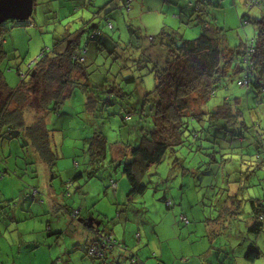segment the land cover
<instances>
[{"label":"rangeland","instance_id":"rangeland-1","mask_svg":"<svg viewBox=\"0 0 264 264\" xmlns=\"http://www.w3.org/2000/svg\"><path fill=\"white\" fill-rule=\"evenodd\" d=\"M125 1L94 0L88 6L91 0H35L31 18L11 19L3 23L10 31L0 51V71L9 88L17 89L23 80L28 82L24 76L42 52H51L56 40H68L71 36H76L78 31L83 32L79 37L78 50H85L86 53L88 51L84 54L88 64L83 81L89 85L75 83L70 95L68 91L62 107L58 111L52 110L47 117L50 148L53 154H56L52 158L55 159L52 167L38 161V153L32 145L27 146V138L19 137L0 143V201L3 206L0 213V264H104L103 260L95 261L87 255L88 241L94 236L91 232L97 229H100L102 237L111 233L114 239L119 241L115 243V247L110 245L113 250L109 254V261L114 258L119 262L117 264H186L183 257L189 258L187 252H184L183 244L188 238L183 236L180 240L177 235L187 234L190 237L188 231L196 228L203 232L206 219L216 217V213L212 211L215 210L212 205L215 202L213 193L216 188L212 191L209 185L214 180L218 181L215 184L219 187L216 193H220V189L224 187L222 181L232 179L234 166L227 163L218 171L212 167L208 172H212L213 176L205 175L208 169L206 164L210 158L194 147L178 152V163L175 162L174 155L168 154L161 164L146 169L142 181L148 185L147 192L143 196L134 197L133 200L128 199L131 187L123 174V166H118L114 161L113 150L116 147L124 148L128 142L136 140L138 119L134 116L131 121L124 120L117 105L105 106L101 101H97L95 104H101L100 107L94 103L91 106L92 98L94 96L99 100L98 94L102 95L101 92L106 91L112 82L121 84L122 78L129 75L122 69L124 59L133 54L139 56L141 53L140 50H123L129 41L126 30L128 23L142 30L144 49H153L150 53L158 54L159 59L166 54L165 48L160 46L159 41L158 44L150 42V37L156 36L162 30L161 28L156 32L157 20L165 22L171 29H179L187 40L200 36L205 25L197 22L196 17H187L183 21L175 20L180 13L190 16L193 10H196L195 0L193 8H190L187 0H168L171 4L165 0H145V10L140 5L144 0H134L129 12L123 7ZM209 1L211 3L207 6V14L202 16L211 27L207 33L218 37L229 49H234L255 37L256 27L247 21L243 24L242 18L247 16L248 20L262 17V7L250 5L247 0ZM109 2H113L112 6L116 8L110 13L113 31L108 29L105 21H101L102 13L96 16L98 9ZM162 3L176 9L175 16L172 12L166 16L165 6L160 7ZM85 21H88L86 25L83 24ZM101 23L104 31L111 32L110 34L115 31L116 37H121L118 49V54H122L121 58L113 60L107 52L96 53V49L91 52V46L88 49L89 28ZM66 45L62 44L56 47V50L63 51ZM136 75L139 76L140 73ZM78 76L74 75L79 81L82 76ZM153 87V75H146L143 88L150 91ZM228 94L235 97L244 95L245 118L249 123L252 120L258 124L261 122L260 129L264 128V93H247L246 90L239 89L234 82L229 85V91L220 88L217 99L211 100L208 106L213 108L221 104ZM105 95L103 94L104 98ZM256 105L258 108L255 112L249 110ZM32 114L40 116L43 112L33 110ZM33 120L34 117L30 114L27 121ZM96 131L102 132L108 140V152L101 162V169L96 168L97 177L94 178H89L85 172L82 179L72 183V196L64 199L66 182L87 170L86 163L90 153L88 144L92 145L94 142V139L92 142L90 138L95 136ZM116 156L119 154L116 153ZM78 165L79 169L76 168ZM214 174L217 175L216 179ZM228 174H231L230 178L227 177ZM110 176L120 187L118 204L114 201L116 194L109 186ZM52 184L56 189L54 199L63 205V209H51L48 204V190ZM246 186L251 188L242 192L245 201L253 195L263 198L264 168L250 178ZM35 190L36 194L40 190L41 196L33 197ZM166 200L172 201L170 207ZM85 204H88V210L97 211L95 218L86 217L82 211L73 223L65 207L73 210L80 207L85 209ZM243 205V213L246 216L250 206L248 203ZM98 211L101 214H98ZM97 218L101 219V225ZM181 218H187L192 224L185 225ZM214 221L218 222L219 218ZM246 222L245 217L237 222L238 232H244ZM50 228L54 233L63 234L58 236L59 238L56 235L50 236ZM111 230L113 232H108ZM151 232L162 234L163 238L156 237ZM162 241L164 245H161ZM251 245L260 252L258 261L264 263V229L258 235H250L245 244L236 246V254H246ZM109 261H105V264H111Z\"/></svg>","mask_w":264,"mask_h":264},{"label":"trees","instance_id":"trees-1","mask_svg":"<svg viewBox=\"0 0 264 264\" xmlns=\"http://www.w3.org/2000/svg\"><path fill=\"white\" fill-rule=\"evenodd\" d=\"M133 1L124 2L123 7L127 12L130 11ZM187 1L190 8L195 6L193 0ZM247 1L250 5L264 9V0ZM92 2L93 0L88 6ZM195 2L196 10H193L192 17H196L197 22L205 25L204 32L196 39L187 40L179 29L163 28L159 34L150 37L152 44L159 41L160 46L165 48L166 54L161 59L157 58L158 54L150 53L153 49H144L142 30L128 23L126 30L129 41L126 49L123 50L130 52L131 49L133 52L140 50L141 53L139 56L133 54L124 59L125 64L122 65V69L129 75L122 78L121 84L112 82L106 91L101 92L102 95L98 94L99 100L93 96L91 106L97 101H101L105 106L117 105L124 120L131 121L134 116L138 119L136 140L128 142L125 144L126 147H121L122 149L116 147L113 150L114 161L118 166H123V174L131 187L129 200L143 196L147 192L148 185L142 181L146 169L161 164L168 154L176 157V154L184 148L194 147L210 158L206 164L208 169L205 175L213 176L212 172H208L212 167L218 171L227 163L234 166L231 172L232 179L222 181L224 187L220 189L222 190L220 193H216L219 187L217 188L215 184L218 181L214 180L209 185L212 191L216 188L213 193L215 202L212 205L216 217L206 221L214 222L218 214L229 209V206L233 208L230 215L236 210L241 213L242 205L248 203L253 220L250 231L258 235L264 229V219L260 220V216L264 217V197L258 198L253 195L245 201L242 192L246 188H251L246 186L250 178L264 168V128L260 129L262 126L260 121V124L253 120L249 123L245 118L244 95L235 97L228 94L221 104L213 108L208 104L211 100L217 99L220 88L229 91V85L234 82L239 89L246 90L247 93L249 91L256 94L264 93V14L260 18L248 20H246L247 16H244L243 24L244 21L252 23L256 27V35L252 40L229 49L218 37L207 33L211 27L202 16L207 14V6L211 2L209 0H195ZM112 4L113 2H109L96 12V16L102 13L101 21H105V25H108L111 31L114 28L110 13L116 9ZM87 22L83 24L86 25ZM102 28V23L89 28L88 49L91 46V52L93 49H96V53L107 52L113 60L121 58L122 54H118L121 37L117 38L115 31L110 34L111 32H106ZM9 31L4 24L0 25V51ZM82 34L83 32L78 31L75 33L76 36H71L68 40H56L54 49L51 52L43 51L28 69L24 76L27 77L28 82L23 80L17 89L9 88L0 71V142L19 137L27 138V146L32 145L37 151L38 161L50 167L55 164V159L52 158L56 154H53L50 148L49 130L46 127L47 117L52 110L58 111L62 107L68 91L70 95L75 83L89 85L88 82L83 81L88 64L84 54L88 51L86 53L85 50H78L79 37ZM65 43L67 45L63 51L56 50V47ZM136 73L140 75L137 76ZM78 74L82 76L79 81L75 79L76 76L79 77ZM146 75H153L154 78V87L150 91L143 88ZM242 80L247 82L245 87L239 85ZM128 86L134 87L128 88ZM103 94L107 95L106 98ZM95 105L100 107L101 104ZM258 105L249 110L255 112ZM33 110L43 112V115L32 114ZM30 114L34 117L33 122L27 121ZM255 115L258 116L257 113ZM94 135L90 139L92 142L94 139L95 143L88 144L90 153L86 163L87 170L66 182L64 199L72 196L70 192L72 183L82 179L85 172L89 178H94L97 177L96 168L101 169V162L108 152V140L102 132L96 131ZM116 153L119 156H116ZM178 160L177 156L175 162L178 163ZM76 168L79 169V165ZM230 175L228 174L227 177L230 178ZM215 176L216 179L217 175ZM110 178V187L116 191L118 183L113 177ZM113 184L117 185L116 189L113 188ZM37 194L35 190L34 195ZM39 194H41L40 190ZM1 203L0 201V213L3 210ZM166 203L170 207L172 201L166 200ZM65 208L73 222L77 221L81 213ZM181 221L185 225L190 222L187 218L185 221L181 218ZM95 232L98 236L89 239L87 255L95 261L103 260L105 264V261H109V254L113 250L110 245L115 247V243L119 241L111 234L102 237L100 229ZM62 234L63 232L54 233L51 228L49 230L50 236L61 237ZM106 237L111 238V243H106ZM259 257V250L254 245L249 246L246 258L254 262ZM112 260L109 263H119L114 258Z\"/></svg>","mask_w":264,"mask_h":264},{"label":"crops","instance_id":"crops-1","mask_svg":"<svg viewBox=\"0 0 264 264\" xmlns=\"http://www.w3.org/2000/svg\"><path fill=\"white\" fill-rule=\"evenodd\" d=\"M165 1H166V3L168 2L171 4V2H169L168 0H165ZM170 1H172V0H170ZM93 2H94V0H93ZM138 5H139V3H137V6ZM140 5H142L143 10H145V8H146L145 7L146 6L145 0ZM162 6H165L164 10L166 12V16H169V14H171V12L175 16L176 9L169 6L168 4L163 5V3H162V5L160 7H162ZM178 16L179 17H176V19H175L176 21H178V20L183 21V19H185L187 17L188 18L191 17L193 19L192 13L190 14V16H188L187 14L183 15V13H180V15H178ZM161 28L162 29L163 28H170V26L166 25L165 22L161 23L160 20H157L156 29H155V30H157L156 32H158V30H160ZM49 187L50 188L48 191L50 192V194L48 196V204H49L50 208L51 209H54V208L63 209V205L60 203H57L56 200L54 199V195L56 193V189L54 188V185L53 184L49 185ZM114 193L116 194V199L114 201H116V203L118 204L119 194H120L119 184H118L117 190L114 191ZM36 196H41V194H39V192H38V194ZM33 197H35V195ZM40 202L42 203L43 201H40ZM44 205H46V202L44 203ZM85 205L87 206L85 209H82L80 207V209H76V211L80 212V213H82V211H83L86 217L91 216L92 218H95V215H96L95 212H97V211H95V209L88 210V204H85ZM243 206L244 205H242V207H241L242 210H243ZM228 208L229 209H226L225 211H223L224 214L223 213L218 214V218H219L218 222L214 223L215 221L214 222L206 221L205 230L203 232H201L199 228H196L193 231H188L190 233V237L187 236V234H182L180 236L177 235V237L180 240H182L183 236H184V238H188V239H186V241L183 244L184 252H187L188 258H189V259H185L186 257H183L184 258L183 261H185L186 264H264L263 262L258 261V259L260 257L258 259H256L254 262H251L246 258V254L244 252L239 255V254H236V251H235L236 246H240L243 243L245 244L246 239L250 235H252V234L254 235V233L250 231V227L253 224L251 211H250L251 209L249 210V212H247V214L245 216L243 211L241 213H238L237 210L230 215L229 213L231 212V210L233 208L232 207L230 208V206ZM220 209H222V208L220 207ZM58 211H60V209ZM98 214H101V213H99V211H98ZM106 214L108 215V213H106ZM104 215H105V213H104ZM119 217H121V214H119ZM243 217H245L247 219V222H246L247 226L245 225L246 228H243L244 232H238L236 229V226L238 225L237 222L242 221ZM100 220L101 219L97 218V221H100ZM191 224L192 223L190 221L187 226H190ZM131 228H133V227H131ZM51 231H52V229H51ZM108 232H113V231L111 230ZM114 232H115V230H114ZM139 232H140V230H139ZM91 233H93L94 236H96V237L98 236L97 233L95 232V230ZM151 233H153V235H155L156 237L163 238L162 234H158L156 232H151ZM76 234H77V232H76ZM109 234H111V233H109ZM111 236H113V235L111 234ZM175 238H176V234H175ZM233 240L235 243H233ZM160 243H161V245H164V241H162ZM161 255L163 256L162 253H161ZM162 259H164V257ZM161 264H163V263H161Z\"/></svg>","mask_w":264,"mask_h":264},{"label":"water","instance_id":"water-1","mask_svg":"<svg viewBox=\"0 0 264 264\" xmlns=\"http://www.w3.org/2000/svg\"><path fill=\"white\" fill-rule=\"evenodd\" d=\"M33 8L34 0H0V25L11 19H29Z\"/></svg>","mask_w":264,"mask_h":264},{"label":"built area","instance_id":"built-area-1","mask_svg":"<svg viewBox=\"0 0 264 264\" xmlns=\"http://www.w3.org/2000/svg\"><path fill=\"white\" fill-rule=\"evenodd\" d=\"M246 84H247V82L245 81V80H242V81H240L239 82V85L241 86V87H245L246 86ZM113 186V188L114 189H116V187H117V185L116 184H113L112 185ZM264 219V217L263 216H260V220H263ZM182 220H184L185 221V218H182ZM106 243L108 242H110L111 243V238L110 237H106Z\"/></svg>","mask_w":264,"mask_h":264}]
</instances>
